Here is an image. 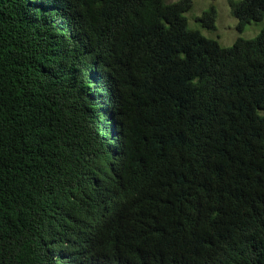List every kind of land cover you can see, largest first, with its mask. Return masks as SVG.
Masks as SVG:
<instances>
[{
	"label": "trees",
	"instance_id": "trees-1",
	"mask_svg": "<svg viewBox=\"0 0 264 264\" xmlns=\"http://www.w3.org/2000/svg\"><path fill=\"white\" fill-rule=\"evenodd\" d=\"M192 6L0 0V264H264V24Z\"/></svg>",
	"mask_w": 264,
	"mask_h": 264
},
{
	"label": "rangeland",
	"instance_id": "rangeland-1",
	"mask_svg": "<svg viewBox=\"0 0 264 264\" xmlns=\"http://www.w3.org/2000/svg\"><path fill=\"white\" fill-rule=\"evenodd\" d=\"M177 0H165L166 3L176 2ZM192 9L187 13L189 26L191 28H199L198 19L203 11L213 6L216 11L215 30L201 29V33L209 38L216 40L222 47L231 46L236 39H250L256 36L264 24L263 19L256 23H251L238 28L237 20L232 16L230 9L231 1L238 0H191Z\"/></svg>",
	"mask_w": 264,
	"mask_h": 264
}]
</instances>
